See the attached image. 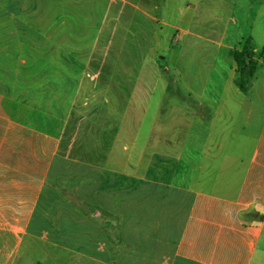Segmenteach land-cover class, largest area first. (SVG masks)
I'll return each mask as SVG.
<instances>
[{"label":"crops","instance_id":"0c3cea01","mask_svg":"<svg viewBox=\"0 0 264 264\" xmlns=\"http://www.w3.org/2000/svg\"><path fill=\"white\" fill-rule=\"evenodd\" d=\"M0 3V264H264V84L252 94L257 68L242 92L232 56L245 42L264 49V0ZM169 31L183 41L172 59L183 87L142 136L143 70L168 90L148 53ZM94 84L127 102L112 110L119 121L98 163L160 184L162 200L125 203L119 189L112 204L71 206L62 232L36 236L28 229L72 102L99 98Z\"/></svg>","mask_w":264,"mask_h":264},{"label":"trees","instance_id":"16d2710c","mask_svg":"<svg viewBox=\"0 0 264 264\" xmlns=\"http://www.w3.org/2000/svg\"><path fill=\"white\" fill-rule=\"evenodd\" d=\"M232 56L237 65L235 84L242 92H246L254 78L259 60L262 59L264 63V49L257 55L249 43L245 42L240 50L232 52ZM119 189L125 193V203L155 204L162 200L163 188L160 184L121 177L105 170L98 161L84 158L73 160L63 157L59 152L50 167L44 191L28 230L36 236L45 235L47 238L51 233L59 234L63 231V219L67 209L98 202L110 205ZM105 214L111 215L108 212ZM54 218L56 222L53 221Z\"/></svg>","mask_w":264,"mask_h":264},{"label":"rangeland","instance_id":"374dc122","mask_svg":"<svg viewBox=\"0 0 264 264\" xmlns=\"http://www.w3.org/2000/svg\"><path fill=\"white\" fill-rule=\"evenodd\" d=\"M127 15H130L127 12ZM131 18V16H130ZM123 22V21H121ZM121 28L128 29V23L120 24ZM140 26H143L141 23ZM176 43L183 45V41L177 40L173 37V33L169 31L168 37L162 42L161 47L156 51V42L154 40L153 51L150 54L151 61L154 65L163 66V76L169 83L168 90L163 86L162 80L159 78V74L155 69L149 68L143 70L142 81L144 82L147 93L152 92L149 98V114L144 120L142 126L143 132L150 126V123L156 113L160 112L164 106L170 108V106L176 103V93L181 84H178V78L174 75V69L172 59H177L184 47L179 48ZM148 47V46H147ZM262 50L257 52V55L261 54ZM203 52L195 51L193 58L198 59L199 55ZM139 61L142 58L139 56ZM162 68V67H161ZM158 66V71L161 69ZM258 67V74L256 75L255 85L252 88V94L258 93L260 86L264 84V70ZM101 72H107L112 74L111 69H100ZM162 70V69H161ZM139 71V69H138ZM258 80V81H257ZM99 87V98L92 95V99H78L73 100V111L68 117V128L64 133V139L60 147V154L63 157L73 160H80L84 158L89 161L102 162L106 157L108 151H110L113 139L115 136V126L118 123V116L112 115L114 108H123L127 102L114 101L111 99L113 93V86L110 85H91V92L97 91L96 87ZM105 86V88L103 87ZM103 90V91H102ZM103 92V93H102ZM108 93V94H107ZM105 97H110L107 99ZM162 106V107H161ZM143 140V138H142ZM104 162V161H103ZM71 197V196H70ZM73 197V196H72ZM42 250L45 248L41 247Z\"/></svg>","mask_w":264,"mask_h":264}]
</instances>
